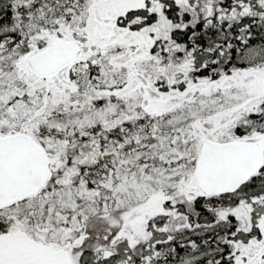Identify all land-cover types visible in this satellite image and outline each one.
<instances>
[{"label": "snow or ice", "instance_id": "1", "mask_svg": "<svg viewBox=\"0 0 264 264\" xmlns=\"http://www.w3.org/2000/svg\"><path fill=\"white\" fill-rule=\"evenodd\" d=\"M0 264H264V0H0Z\"/></svg>", "mask_w": 264, "mask_h": 264}]
</instances>
